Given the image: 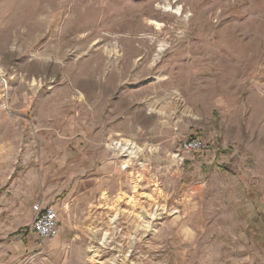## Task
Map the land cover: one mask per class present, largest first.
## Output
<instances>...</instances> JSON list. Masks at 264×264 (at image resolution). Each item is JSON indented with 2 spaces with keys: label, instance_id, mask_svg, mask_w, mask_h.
<instances>
[{
  "label": "rangeland",
  "instance_id": "obj_1",
  "mask_svg": "<svg viewBox=\"0 0 264 264\" xmlns=\"http://www.w3.org/2000/svg\"><path fill=\"white\" fill-rule=\"evenodd\" d=\"M0 264H264V0H0Z\"/></svg>",
  "mask_w": 264,
  "mask_h": 264
},
{
  "label": "built area",
  "instance_id": "obj_2",
  "mask_svg": "<svg viewBox=\"0 0 264 264\" xmlns=\"http://www.w3.org/2000/svg\"><path fill=\"white\" fill-rule=\"evenodd\" d=\"M209 145L198 136L184 139L179 149L187 153H202L209 151ZM37 239H50L58 233V215L52 205L39 204L35 209L29 228Z\"/></svg>",
  "mask_w": 264,
  "mask_h": 264
},
{
  "label": "crops",
  "instance_id": "obj_3",
  "mask_svg": "<svg viewBox=\"0 0 264 264\" xmlns=\"http://www.w3.org/2000/svg\"><path fill=\"white\" fill-rule=\"evenodd\" d=\"M142 118L145 120H150V121H152L154 118H157V123L159 122V119H158V117L160 116L159 114H158V112H157V110H151V111H149L148 109H146V110H143L142 111ZM123 119H125V117L124 116H120V118H119V125H125V123H126V121H124ZM127 124V123H126ZM157 126H158V124H157ZM110 129V128H109ZM46 205H49V204H47V203H45ZM29 232V231H28ZM30 233V232H29Z\"/></svg>",
  "mask_w": 264,
  "mask_h": 264
},
{
  "label": "bare ground",
  "instance_id": "obj_4",
  "mask_svg": "<svg viewBox=\"0 0 264 264\" xmlns=\"http://www.w3.org/2000/svg\"><path fill=\"white\" fill-rule=\"evenodd\" d=\"M168 9H169V8H166V10H168ZM175 12L181 14V8H180V7H177L176 10H175ZM163 46H164V44L160 46V48H159L160 51L164 49ZM178 99H179V98H178ZM179 100H180V99H179ZM175 103H176V104H180V101H177V102H175ZM116 144H117V143H116ZM120 145H121V144H120ZM120 145H119V146H120ZM117 146H118V144H117ZM123 148H124L125 150H127V147H126V146H123ZM132 148H133V149H132ZM132 148H129V146H128L129 153H130L131 155H132V154L135 155V153H136L135 150H136V149L134 150V147H132ZM120 149H122V147H121ZM128 164H129V162H128ZM127 166H128V165H127V163H126V164H124L122 167L125 168V167H127ZM139 179H140V178H139ZM136 183H137V182H136ZM118 201H119V200H118Z\"/></svg>",
  "mask_w": 264,
  "mask_h": 264
}]
</instances>
